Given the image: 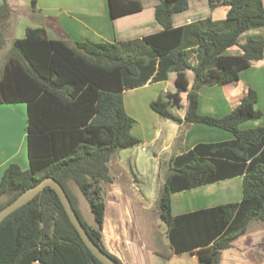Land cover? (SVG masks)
I'll return each instance as SVG.
<instances>
[{
  "label": "trees",
  "instance_id": "trees-1",
  "mask_svg": "<svg viewBox=\"0 0 264 264\" xmlns=\"http://www.w3.org/2000/svg\"><path fill=\"white\" fill-rule=\"evenodd\" d=\"M35 2V0H34ZM229 7L220 21L200 19L173 25V15L189 0H160L155 15L162 29L122 42L77 41L74 46L50 39L43 27H28L14 39L0 70V104H27L29 166L10 163L0 182V210L47 176L67 192L81 222L95 243L120 264L105 244V185L113 180L109 162L123 148L140 143L132 133L135 119L124 92L177 73L175 91L151 102L161 117L178 123L206 124L231 131L234 139L199 143L173 157L159 200L175 253L198 252L199 264H220L223 250L255 222H264V127L241 128L243 121L262 116L251 88L230 113L200 115L199 90L239 79L240 70L264 58V40L251 38L243 53L229 54L240 36L264 27V0H209ZM113 18L139 11L140 0H109ZM12 8L0 4V52L8 44ZM12 34V32H11ZM195 60V61H194ZM187 70L194 73L184 118L170 106H182ZM243 175L241 202L202 208L180 215L172 212V194ZM83 196L95 224L81 211ZM104 264L87 247L50 186L0 223V264Z\"/></svg>",
  "mask_w": 264,
  "mask_h": 264
},
{
  "label": "crops",
  "instance_id": "crops-1",
  "mask_svg": "<svg viewBox=\"0 0 264 264\" xmlns=\"http://www.w3.org/2000/svg\"><path fill=\"white\" fill-rule=\"evenodd\" d=\"M7 1L12 8L11 18L14 20L13 38L17 39V20L20 15L18 9L24 3L23 0ZM140 1L143 4L141 10L113 18L109 0H33L34 13L38 17L36 27L45 28L48 38L65 40L71 46L86 39L95 42H122L142 38L160 31L162 25L155 15L156 5L160 0ZM2 2L0 0V4ZM228 10L226 5L212 7L209 0H189V7L185 11L173 15V25L178 27L206 18L220 21L227 17ZM251 38L264 40V27L248 29L240 36L239 45L226 52L243 53L240 45ZM176 77L177 73L173 72L167 80L149 82L124 92L125 109L135 119L132 133L140 139V143L153 149V155L147 154L146 159L168 167V173L172 158L188 152L197 144L234 139V134L229 130L206 124L178 123L161 117L152 109L151 102L160 94L153 93L150 88L158 83H166L165 92L175 91ZM186 78V89L180 93L182 106L174 105L172 110L182 118L188 109L187 94L194 79L192 70H187ZM251 88L258 93L255 107L263 114L259 118L243 121L240 126L243 129L264 127V58L240 70L239 79L235 81L201 87L198 112L200 115L225 116L239 105ZM119 151L109 162L113 180L107 183V195L115 191L114 206L119 212L116 215L109 214V203L106 201L103 235L107 248L124 264H189V254L191 262L199 264L197 251L175 253L168 225L161 219L159 208L155 207L153 213L149 212L144 195L133 191L130 181L122 180ZM12 162L24 169L29 166L25 102L0 104V182L6 167ZM243 181L244 176L238 175L174 192L172 212L180 215L202 208L241 202ZM164 183L163 180L159 200ZM176 197L182 198L178 200L181 205L175 211ZM121 206L129 209L121 210ZM220 264H264V222L253 223L232 242L231 247L223 250Z\"/></svg>",
  "mask_w": 264,
  "mask_h": 264
},
{
  "label": "rangeland",
  "instance_id": "rangeland-1",
  "mask_svg": "<svg viewBox=\"0 0 264 264\" xmlns=\"http://www.w3.org/2000/svg\"><path fill=\"white\" fill-rule=\"evenodd\" d=\"M23 5L19 7V17H18V31L16 37L24 38L26 35V30L28 27H36L37 15L34 13V4L33 0H23ZM10 28L6 30V36L8 39V44L0 52V70L1 67L6 60V58L11 54L12 51V44L14 41L13 32H14V20L10 19ZM12 32V34H11ZM195 61V60H194ZM165 87L166 83H158L155 84L150 88L153 93L165 94ZM142 97V95H141ZM170 110H174L173 106H170ZM173 112V111H172ZM137 127V126H136ZM138 128V127H137ZM142 128V127H140ZM139 129V128H138ZM118 156H120V167L123 171L122 177L123 181H130L132 183L131 187L133 191L136 193H142L146 199V208H150L151 213H153L154 208H159V192L161 190V185L163 184V180L165 182L166 177L168 176V167L164 165H157L153 163V161L146 159L147 154L153 155V149L146 144H136L135 146L129 148L120 149L118 152ZM107 184L105 185V200L109 203V214L116 215L119 210L115 208L113 200V196L116 195L115 191L113 190L110 195H107ZM185 198L189 199L190 196H184ZM183 197V198H184ZM182 198V197H181ZM181 198H175V211L177 207L181 205L178 202ZM184 198V199H185ZM80 206L81 211L83 213L84 218L87 222L91 224H95L94 216L92 214L91 208L87 200L81 196ZM195 202V201H194ZM185 206V205H183ZM121 210L129 209L127 206H121ZM165 233V232H164ZM167 241V240H166ZM189 264H193L191 261V255H188ZM35 264H41L36 262ZM188 264V263H186Z\"/></svg>",
  "mask_w": 264,
  "mask_h": 264
},
{
  "label": "water",
  "instance_id": "water-1",
  "mask_svg": "<svg viewBox=\"0 0 264 264\" xmlns=\"http://www.w3.org/2000/svg\"><path fill=\"white\" fill-rule=\"evenodd\" d=\"M47 186H50L55 189L67 211L70 220L72 221L73 225L76 227L83 241L85 242L87 247L92 251V253L104 264H120L112 256L103 251L91 238L83 223L81 222L76 210L74 209L72 202L64 187L59 181H57L52 176H47L41 181H39L37 184L29 187L27 190L21 193L14 201L2 208L0 210V223L12 212H14L22 205L32 200L39 193H41Z\"/></svg>",
  "mask_w": 264,
  "mask_h": 264
},
{
  "label": "built area",
  "instance_id": "built-area-1",
  "mask_svg": "<svg viewBox=\"0 0 264 264\" xmlns=\"http://www.w3.org/2000/svg\"><path fill=\"white\" fill-rule=\"evenodd\" d=\"M38 262V261H37Z\"/></svg>",
  "mask_w": 264,
  "mask_h": 264
}]
</instances>
